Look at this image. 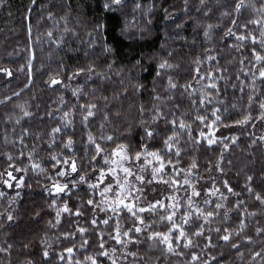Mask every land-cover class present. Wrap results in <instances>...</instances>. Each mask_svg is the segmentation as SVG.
<instances>
[{
    "label": "trees",
    "instance_id": "trees-1",
    "mask_svg": "<svg viewBox=\"0 0 264 264\" xmlns=\"http://www.w3.org/2000/svg\"><path fill=\"white\" fill-rule=\"evenodd\" d=\"M137 2L141 5L140 8L135 7ZM234 2L235 0H121L119 11L115 14L102 8L103 0H5L0 5V67H8L12 71V76H8L6 81L0 79V172L5 170L7 163H11L7 153L13 154L21 168L27 165V170L19 173L14 170L16 165H13V173L17 177L24 176L21 187L8 188L0 182V192L4 193L0 196V264H28L29 261L31 264H60L58 254L62 248L69 246L68 238L61 234L75 230L76 218L62 212L60 222L56 223V210L67 200L70 209L74 211L80 202L77 197L87 199V186H78L80 190H73L71 193L46 190L53 182L49 177V173L53 171L49 153L72 154L62 147V141L68 135H73L75 155L82 162L87 163L85 152L90 151V148L81 143L86 135L78 106L68 117L69 120H74V124H68L67 131L57 135L54 146L48 144L51 128L65 124L60 118L63 112L69 111L73 104L93 103L96 105V115L94 119L90 118L88 126L93 134H100L99 125L103 122L104 131H112L125 138L131 136L133 141H137L141 135L137 121L147 119V115L141 117L139 114L140 105L146 111L153 105H159L167 111L168 105L179 104L177 116L181 111L187 113L193 107L186 93L184 96L179 91L169 93L164 85L167 75L173 76L179 84L191 79L188 73L197 57L204 61L202 70H225L213 71V74L227 77V84L224 80L219 81L221 92L217 99L227 108L228 111L224 114L229 120L239 119L246 112L252 115V120L244 125H230L229 128H234V131H228L224 137H229L231 132L237 139L225 140L228 148L223 152L220 143L209 146L206 142L193 144L189 141L181 145L184 148L180 157L181 167L194 158L199 165L201 177H210L217 183L227 179L235 192L242 193L239 198L247 205L242 217L245 227L242 234H236L232 240L235 243L237 238L241 239V246L232 249L230 244L217 240L213 232L215 247L204 250L200 259H207L210 252L215 258V264H264V260L260 258H250V251L260 252L264 249V234L256 232L257 228L264 229V204L255 197L256 192L264 195V140L261 139L264 136V122L255 119L260 111L259 103L264 100V83L257 80L259 91L249 103V78L241 74L240 80H245L244 90L241 92L236 77V73L240 71V57L250 59L249 52L245 50L248 45H245V49H238L229 46L232 41L225 44L222 39L223 29L230 20L220 13L225 10L231 12ZM256 2L258 4L259 0ZM250 12L251 9H245L246 14ZM48 13H52L51 17ZM101 14L108 24L104 33L108 42L112 43L119 38L117 56L109 57L101 51V35L93 31L97 17ZM126 20V34L121 36L119 30L124 27ZM207 24L216 26L210 31L208 38L203 31ZM57 40L60 41L59 44L56 43ZM207 55H212L213 60H206ZM162 59L168 60L175 67L154 80L156 65ZM109 60L116 61L111 71L105 67ZM137 60L140 61L139 65L135 63ZM89 64H95L96 71L102 73L104 79L73 72L74 68H87ZM245 66H248L247 59ZM69 73L73 74L71 79ZM0 76L6 74L0 72ZM54 76L61 77V82L51 84L50 79ZM234 84L236 87H233ZM78 85L82 89L78 94L79 101L72 92ZM137 85L141 87L138 88ZM193 85L198 87L195 81ZM157 92L170 99L156 100L154 97ZM197 95L198 93L194 94L191 99H196ZM5 97L8 99H4ZM61 98L64 103H61ZM21 106L31 116H21ZM104 113H107V119ZM127 127H131V133L126 132ZM24 129L28 131L25 133ZM219 131L221 130L217 132ZM21 136L23 143L17 139ZM33 149V162L39 163L40 169H33L28 163L27 153ZM19 152H24L25 156L20 157ZM221 155L224 157L220 161L223 174L215 170L217 158ZM209 161L213 165L211 171L208 170ZM247 176L253 177L252 194L244 188ZM200 183L205 187L210 186L205 180ZM212 199L215 201L216 198ZM53 200H56V204L50 207ZM229 200L234 202L233 197H229ZM228 206L231 207V203ZM8 213L12 214L13 219H8ZM221 221L223 210L214 219L213 229ZM226 226L238 227V216L234 210L229 213ZM101 230L105 229L101 227ZM150 230H164L163 222ZM242 235L251 236L252 241H244ZM88 239L87 251L78 247L81 242L79 236L72 241L77 246L73 259L83 260L88 253H96L95 238L89 235ZM42 240L45 243L42 244ZM138 240V243L132 242L124 250L127 256L124 264H193L188 249L183 246L179 251H183L185 255L180 256L176 252H167L163 245L155 239L150 240L147 235H139ZM202 244L203 241L201 247ZM108 246H112L111 242ZM45 247L49 250L47 257L43 256ZM241 247L243 255L238 256L237 252L241 251ZM4 248H8V251L4 252ZM132 252L137 255L133 257ZM117 259H120L119 252ZM209 264H214V261L209 260Z\"/></svg>",
    "mask_w": 264,
    "mask_h": 264
},
{
    "label": "snow or ice",
    "instance_id": "snow-or-ice-1",
    "mask_svg": "<svg viewBox=\"0 0 264 264\" xmlns=\"http://www.w3.org/2000/svg\"><path fill=\"white\" fill-rule=\"evenodd\" d=\"M4 2L5 0H0V5ZM120 6L121 0H103L102 3V8L113 14L119 11ZM135 7L140 8L141 5L137 2ZM245 9H251V12L246 14ZM48 15L51 17L52 13ZM220 15L228 16L230 20L228 26L223 29L224 43L229 44V41H232L233 43L229 46L238 49H245V45H248L245 50L249 52L250 59L240 57L238 61L240 71L236 73V77L241 86V92L245 84V80H240L241 74L249 78L248 87L251 94L248 96V101L251 103L253 95L259 91L257 80L264 83V0H259L258 4L256 0H235L232 11L225 10ZM127 27L126 20L124 27L119 30L121 36L126 34ZM214 27L216 26L213 24L205 25L203 31L206 38L210 36V31ZM107 29L108 24L104 15L101 14L97 17L93 31L101 35V51L109 57H114L118 54L117 41L119 38L109 43L108 38L104 36ZM56 43L59 44L60 41L57 40ZM92 43L94 44L95 40ZM213 58L212 55L205 57L208 61H212ZM245 59H247L248 66H245ZM115 62L109 60L105 67L111 71ZM203 62L197 57L188 73L191 79L183 84L176 82L171 75L166 76L164 88L169 93L179 91L181 96L186 93L193 106L189 112L181 111L177 116V111H180L179 104L168 105L167 111L159 105H153L146 111L144 106L140 105L139 114L141 117L147 115V119L142 118L137 121L141 129V135L137 141H133L131 136L125 138L122 135H115L112 131H104L103 122L99 125L100 134L98 136L93 134L88 127L90 118L94 119L96 115V105L93 103L73 104L71 109L64 111L60 117L65 124H58L51 128L48 144L54 146L57 135H62L67 131L68 124H74V120H69L68 117L70 112L74 113L78 106L81 124L86 135V139H83L81 143L90 148V151L85 152L87 163L82 162L81 158L75 155L73 135H68L63 139L62 147L70 150L72 154L49 153L53 170L49 173V177L53 182L46 190L71 193L73 190L79 191L78 186H87V199L77 197L80 202L75 206L74 211L70 209L67 200L63 201L56 210V223L60 222L62 212L69 213L76 218L75 230L61 234L68 238L69 246L62 248L58 254L60 264H65V261L67 264H124L127 260L124 250L130 243H138L139 235H147L150 240H157L167 252H176L180 256L185 255L183 251H179L183 246L188 249L193 264H209V260H213L215 264V258L210 252L207 259H200L204 255V250L215 247L213 232L217 240L230 244L232 249L241 246V239L237 238L235 243H232V240L236 234H242V229L245 227V220L242 217L245 215L247 205L239 198L242 193L235 192L227 179L217 183L210 177H201L199 165L194 158L190 159L184 167L180 164V157L184 152L182 143L206 142L209 146L220 143L221 152H223L228 148L225 140L230 138L231 141H235L237 136L229 132V137H224L217 135V131L228 129L230 125H244L252 120L250 112H246L239 119L229 120L224 114L228 111L227 108L217 99L221 92L219 81L224 80L227 84V77L213 74V71L223 72L225 70H202ZM135 63L139 65L140 61L137 60ZM28 67L30 77L31 61L28 62ZM173 67L175 65L162 59L156 65L153 79L155 80L157 76H161ZM96 68L95 64H89L87 68L76 67L73 72L75 74L85 73L89 77L96 75L104 79L103 74L97 72ZM0 72L12 76V71L8 67H0ZM72 75L69 73V79ZM194 81L198 87H194ZM202 81L206 83H201ZM60 82L61 77L59 76L50 79L53 85ZM137 87L141 86L137 85ZM233 87L236 85L234 84ZM81 91L79 85L72 90L73 96H76L78 101V94ZM196 93H198L196 99H191ZM84 95L87 96V93ZM154 98L156 100L170 99V97H162L158 92ZM61 103H64L63 98H61ZM259 108L260 111L255 119L264 122V100L260 101ZM21 116H31V113L21 106ZM104 116L107 119V113H104ZM19 119L20 117L17 118V122ZM225 121L228 122L225 123ZM23 131L26 133L28 130ZM131 131V127L126 128V132L131 133ZM17 139L23 143L22 136ZM261 139L264 140V136ZM34 154L35 149L27 153L28 163L33 169H40L41 165L33 162ZM6 155L11 163H7L5 170L0 172V182L9 187L16 182L15 186L19 188L24 181V176L13 175V165H16L14 170L17 173L26 171L27 165L21 168L13 154L7 153ZM18 155L24 157L25 153L19 152ZM223 159L222 155L219 156L215 166V170L220 174L224 172V169L220 167V161ZM212 168L213 165L209 161L208 170L211 171ZM201 180L210 183V186L205 187L200 183ZM252 181L253 177L247 176L244 183L245 191L249 194L254 191ZM3 194L0 192V196ZM16 195L18 196L19 193ZM212 197L216 198L215 201ZM229 197H233L234 202L230 201ZM255 197L264 204V195L256 192ZM229 203L231 207L228 206ZM55 204L56 200H53L52 205L49 206ZM221 210H223V221L213 229L214 219L221 215ZM233 210L238 216V227L229 228L226 222L229 221V213ZM8 219H13L11 213H8ZM161 222H163L164 230H150L156 228ZM49 224H52V221H49ZM101 227L105 230H101ZM256 232L264 234V229L257 228ZM89 235L95 238L96 253H88L83 260L73 259L77 246L72 241L79 236L81 242L78 247L87 251ZM242 239L252 241V237L248 235H242ZM201 241H203L202 247ZM109 242L112 244L111 247L108 246ZM41 243L45 241L42 240ZM10 247L11 245L8 246ZM8 248L2 250L7 252ZM118 252L120 253L119 260L117 259ZM131 255L135 257L137 253L132 252ZM237 255H243L242 247ZM43 256H49L47 247L43 249ZM250 258L264 260V249L260 252L250 251ZM28 264L31 262L29 261Z\"/></svg>",
    "mask_w": 264,
    "mask_h": 264
},
{
    "label": "rangeland",
    "instance_id": "rangeland-1",
    "mask_svg": "<svg viewBox=\"0 0 264 264\" xmlns=\"http://www.w3.org/2000/svg\"><path fill=\"white\" fill-rule=\"evenodd\" d=\"M0 79L2 80V81H6L7 79H8V75H6V76H0ZM228 131H234V128H229V130H225L224 132L223 131H219V132H217V135H222V136H224V134H228ZM13 175H15L14 173H13ZM16 176V175H15ZM16 185V184H15ZM14 185V182H13V185L11 186V187H9L8 185H6L8 188H16V186ZM206 185H208V184H206Z\"/></svg>",
    "mask_w": 264,
    "mask_h": 264
}]
</instances>
